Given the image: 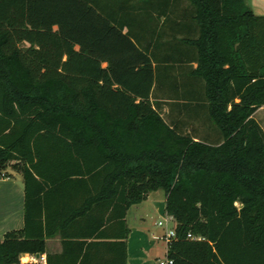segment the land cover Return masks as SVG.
<instances>
[{"label": "trees", "instance_id": "16d2710c", "mask_svg": "<svg viewBox=\"0 0 264 264\" xmlns=\"http://www.w3.org/2000/svg\"><path fill=\"white\" fill-rule=\"evenodd\" d=\"M187 62L217 142L161 113L157 94L184 85L174 69ZM262 105L264 15L245 0H0V169L11 163L24 190L0 264L55 233L47 264H87L89 234L73 227L125 229L157 189L174 264H264ZM119 244L125 264V232Z\"/></svg>", "mask_w": 264, "mask_h": 264}, {"label": "crops", "instance_id": "0c3cea01", "mask_svg": "<svg viewBox=\"0 0 264 264\" xmlns=\"http://www.w3.org/2000/svg\"><path fill=\"white\" fill-rule=\"evenodd\" d=\"M250 1L247 3L245 0L253 12L258 15H264V0ZM185 50L186 53L189 52L188 55L192 54V51H189V47H185ZM193 66H195V62L177 64L174 72L179 81H181V77H184V85H180L175 92L171 91L169 98L157 94L161 103V113L163 116L165 113L171 124H178L179 129L183 133L190 134L194 140L217 142L221 139L220 135L207 118L206 113L203 112L201 100L198 101V98L201 99V95L199 96V92H201L200 83L188 73L190 67ZM165 102H169L170 105L168 106ZM165 198V192L157 189L149 192L141 202L132 205L126 212L125 229L116 221L107 222L95 231L81 224L75 225L72 232L89 234L86 238L88 245H85L82 249V253H87V264H121L122 245L119 244V241L122 239L124 232L125 264H155L160 254L164 253V248L162 246L163 252L158 250L155 243L160 239H156L155 236L159 235H156L154 231L150 234L146 233L144 225L148 216L153 214L161 215L166 212ZM131 208H134L136 213L133 220L140 227L136 229V235L133 237L132 234L134 232L130 231L129 212ZM23 210L24 190L22 175L8 167L0 169V239L5 232L23 227ZM73 238L77 239L76 236H73ZM154 241L156 242L154 243ZM61 250V237L58 233L46 237L45 251L42 252L46 255V264L47 255L56 256ZM130 254L133 255V263L130 261ZM55 258L54 260H56Z\"/></svg>", "mask_w": 264, "mask_h": 264}, {"label": "built area", "instance_id": "2783aa9c", "mask_svg": "<svg viewBox=\"0 0 264 264\" xmlns=\"http://www.w3.org/2000/svg\"><path fill=\"white\" fill-rule=\"evenodd\" d=\"M165 216L162 220H159L157 224L164 227V233L159 236H155L156 239L163 241L164 255L162 258H157V264H174L172 258L167 256V250L171 242L176 239V222L172 215L165 212ZM190 239H200V236H193L190 233L187 234ZM15 264H46V255L44 253H21L18 257V263Z\"/></svg>", "mask_w": 264, "mask_h": 264}, {"label": "rangeland", "instance_id": "374dc122", "mask_svg": "<svg viewBox=\"0 0 264 264\" xmlns=\"http://www.w3.org/2000/svg\"><path fill=\"white\" fill-rule=\"evenodd\" d=\"M248 1H250V0H246L247 3H248ZM165 103L168 106L170 105L169 102H165ZM164 106H166V105H164ZM164 117H165L166 120H168V117L166 116L165 113H164ZM254 117H255V119L258 120V122L260 123V125L264 128V106L255 112ZM6 167L10 168L14 172H18V171L14 170L12 168L11 163H9V162L7 163V166ZM129 215H130V231L134 232V234H132V237H133L134 235H136V229H139L140 227L137 225V222L135 220H133L134 219V215H136V213L134 211V208H131L130 209ZM165 215L166 214L163 213L161 215L160 214L159 215L158 214H156V215L153 214L151 216H148L146 218V224L144 225V231H146V233H149V234L152 231H154L156 235H162L164 233V229L165 228L162 227V226H159L157 224V222L159 220H162L163 221V218H164ZM155 242L156 241H154V243ZM157 243H158V245H157ZM155 246L158 247V250L159 251L163 252L162 251L163 241H161V240L157 241L155 243ZM163 255H164V253H161L160 256H159V258H162ZM132 258H133V255L130 254V261H131V263H133V259ZM155 264H156V262H155Z\"/></svg>", "mask_w": 264, "mask_h": 264}]
</instances>
